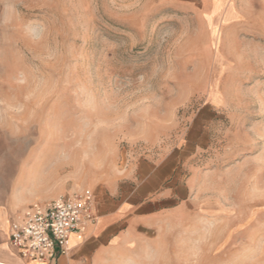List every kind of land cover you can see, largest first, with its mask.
I'll use <instances>...</instances> for the list:
<instances>
[{"label": "rangeland", "instance_id": "obj_1", "mask_svg": "<svg viewBox=\"0 0 264 264\" xmlns=\"http://www.w3.org/2000/svg\"><path fill=\"white\" fill-rule=\"evenodd\" d=\"M139 160L183 197L99 264H264V0H0V223Z\"/></svg>", "mask_w": 264, "mask_h": 264}, {"label": "crops", "instance_id": "obj_2", "mask_svg": "<svg viewBox=\"0 0 264 264\" xmlns=\"http://www.w3.org/2000/svg\"><path fill=\"white\" fill-rule=\"evenodd\" d=\"M169 162L139 160L129 180L123 179L110 190L119 197L96 205L97 220L82 231H74L67 242V250L51 264H99L114 245L128 218L144 217L174 205L180 188L172 187ZM95 197V195H94ZM8 223H0V264H42L21 258L8 243Z\"/></svg>", "mask_w": 264, "mask_h": 264}, {"label": "built area", "instance_id": "obj_3", "mask_svg": "<svg viewBox=\"0 0 264 264\" xmlns=\"http://www.w3.org/2000/svg\"><path fill=\"white\" fill-rule=\"evenodd\" d=\"M96 220L94 193L83 189L26 207L9 221L8 243L25 260L51 264L66 252L72 232Z\"/></svg>", "mask_w": 264, "mask_h": 264}]
</instances>
